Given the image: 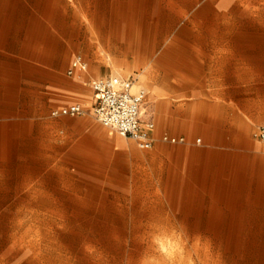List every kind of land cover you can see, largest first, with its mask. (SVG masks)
<instances>
[{
  "label": "rangeland",
  "instance_id": "1",
  "mask_svg": "<svg viewBox=\"0 0 264 264\" xmlns=\"http://www.w3.org/2000/svg\"><path fill=\"white\" fill-rule=\"evenodd\" d=\"M241 55L264 63V0H0V264H264V88H187ZM117 71L185 144L119 146L84 86Z\"/></svg>",
  "mask_w": 264,
  "mask_h": 264
},
{
  "label": "built area",
  "instance_id": "2",
  "mask_svg": "<svg viewBox=\"0 0 264 264\" xmlns=\"http://www.w3.org/2000/svg\"><path fill=\"white\" fill-rule=\"evenodd\" d=\"M88 72V64L77 55L71 61L67 76L75 78ZM135 81L131 78L107 77L89 82L93 93V117L103 127L123 138L136 142L142 150H152L156 143L169 145L184 144V138L163 135L156 136V126L146 117L144 110L148 93L145 89L134 90ZM87 108L82 103L56 108L52 111L53 118L85 116ZM254 138L264 147V125L259 127Z\"/></svg>",
  "mask_w": 264,
  "mask_h": 264
},
{
  "label": "crops",
  "instance_id": "3",
  "mask_svg": "<svg viewBox=\"0 0 264 264\" xmlns=\"http://www.w3.org/2000/svg\"><path fill=\"white\" fill-rule=\"evenodd\" d=\"M80 56H82V55H80ZM84 60L86 61L85 58H84ZM86 63L88 64V70H89V63L87 61H86ZM229 64L230 63L228 61L226 62L223 60H219L215 63V66H212L211 72H209V71H205L204 73L196 72L194 74V83L187 86V88L195 89V90H199V89H230V88H237V89L245 90V89H261V88H264V63L263 62H250V61L246 62L244 55H241L240 57L237 56V61L232 63L233 65H235L234 67H236V71L231 75L232 81L235 82L236 85H232V86L229 85V81H230L229 74H230V72H228L227 70H224V68L227 67ZM246 65L248 66L247 70H246V67H247ZM256 65L259 66L258 67L259 70L251 68V67H257ZM213 69L215 71H213ZM110 77H113V76H110ZM213 84H215V85H213ZM84 86L91 89L89 86V82H85ZM146 104H147V101H145L144 106H146ZM57 108H60V107H57ZM54 109H56V108H54ZM144 110L146 112V117L148 119H151L156 126V122H155L154 117L149 116L146 108H144ZM112 133H114V132H112ZM163 135H169L172 137L184 138L186 141V138L183 136H175V135H171L167 132H164V133H161L160 135H158L157 126H156L157 138L159 139ZM159 142L162 143L161 141L158 140L157 143H159ZM157 143H156V145H157ZM167 145H169V144H167ZM179 145H181V144H179ZM170 146H176V145H170ZM146 151H148V150H146Z\"/></svg>",
  "mask_w": 264,
  "mask_h": 264
},
{
  "label": "bare ground",
  "instance_id": "4",
  "mask_svg": "<svg viewBox=\"0 0 264 264\" xmlns=\"http://www.w3.org/2000/svg\"><path fill=\"white\" fill-rule=\"evenodd\" d=\"M150 50L151 49H149V51ZM154 51H156V48ZM160 64H161L160 60L156 61V62H150L148 64H145V71H148V69H150L151 67L153 68V67H156L157 65H160ZM116 74H117L116 77L122 76V74L118 71L116 72ZM147 77H148V75H146V72H143L142 74L138 75V80H137V82L134 83V90L135 91H139V90L144 88L146 81H147ZM118 143H119L120 147H126V146L130 145V143L128 142V139L121 138V137L118 138ZM136 154L138 155V152H136ZM138 156H140V155H138Z\"/></svg>",
  "mask_w": 264,
  "mask_h": 264
}]
</instances>
